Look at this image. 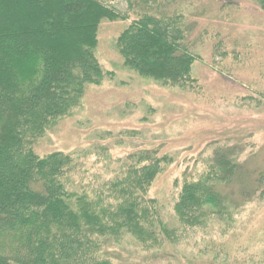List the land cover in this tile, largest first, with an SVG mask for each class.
<instances>
[{"label":"trees","instance_id":"obj_1","mask_svg":"<svg viewBox=\"0 0 264 264\" xmlns=\"http://www.w3.org/2000/svg\"><path fill=\"white\" fill-rule=\"evenodd\" d=\"M204 1L220 3L221 11L240 7L237 0ZM251 1L263 17L264 0ZM203 7L197 0H0V264H115L109 248L119 250L127 237L148 251L144 260L172 261L177 252L170 247L184 230L264 199V172L257 170L254 191L227 201L243 166L235 157L217 156L202 179L183 184L167 219L149 196L165 158L128 157L124 170L92 198L79 157L36 151L72 115L87 85L113 75L95 52L104 21L127 23L115 44L127 68L164 86L197 90L193 48L210 37L208 30L196 34ZM212 35V58L222 60L214 64L235 76L223 61L230 38Z\"/></svg>","mask_w":264,"mask_h":264},{"label":"rangeland","instance_id":"obj_2","mask_svg":"<svg viewBox=\"0 0 264 264\" xmlns=\"http://www.w3.org/2000/svg\"><path fill=\"white\" fill-rule=\"evenodd\" d=\"M237 1L239 8L221 11L220 3L197 0L205 11L197 19L196 34L210 31V37L193 48L198 55L192 66L197 90L164 86L127 68L115 47L127 23L102 22L96 57L113 75L100 85L85 87L72 115L36 144L37 153L61 151L79 157L80 176L86 178L92 198L129 164L128 157L165 158L149 196L163 206L167 219L183 184L202 179L217 156L235 157L243 166L227 201L229 196L237 201L243 192L254 191L252 172H264V16L251 0ZM116 4L121 11L126 9L123 2ZM218 31L230 38L223 61L233 66L235 76H226L214 64L222 62L212 58L211 37ZM232 50L242 58H233ZM180 240L170 247L177 252L172 261L144 260L148 251L131 237L119 250L109 252L115 264H264V199L232 207L223 218L211 217L201 227L186 229Z\"/></svg>","mask_w":264,"mask_h":264}]
</instances>
